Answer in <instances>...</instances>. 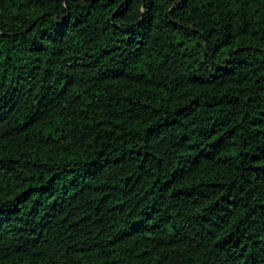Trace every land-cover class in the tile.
<instances>
[{
    "label": "trees",
    "instance_id": "obj_1",
    "mask_svg": "<svg viewBox=\"0 0 264 264\" xmlns=\"http://www.w3.org/2000/svg\"><path fill=\"white\" fill-rule=\"evenodd\" d=\"M0 264H264V0H0Z\"/></svg>",
    "mask_w": 264,
    "mask_h": 264
}]
</instances>
